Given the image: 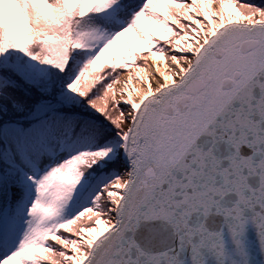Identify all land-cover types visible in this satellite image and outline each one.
<instances>
[{"label": "snow or ice", "instance_id": "6c2138e0", "mask_svg": "<svg viewBox=\"0 0 264 264\" xmlns=\"http://www.w3.org/2000/svg\"><path fill=\"white\" fill-rule=\"evenodd\" d=\"M0 264H264V0H0Z\"/></svg>", "mask_w": 264, "mask_h": 264}, {"label": "trees", "instance_id": "16d2710c", "mask_svg": "<svg viewBox=\"0 0 264 264\" xmlns=\"http://www.w3.org/2000/svg\"><path fill=\"white\" fill-rule=\"evenodd\" d=\"M257 2H259V0H257Z\"/></svg>", "mask_w": 264, "mask_h": 264}]
</instances>
